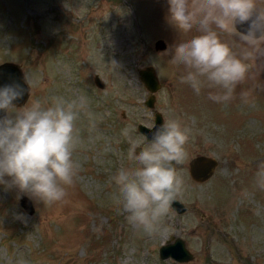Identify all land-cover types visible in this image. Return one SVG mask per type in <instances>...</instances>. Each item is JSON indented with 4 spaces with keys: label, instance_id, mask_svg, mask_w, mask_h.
Returning <instances> with one entry per match:
<instances>
[{
    "label": "rangeland",
    "instance_id": "374dc122",
    "mask_svg": "<svg viewBox=\"0 0 264 264\" xmlns=\"http://www.w3.org/2000/svg\"><path fill=\"white\" fill-rule=\"evenodd\" d=\"M217 31L238 58L253 51ZM198 34L175 31L167 0H0V63L19 65L33 81L20 106L83 97L98 117L95 129L84 111L76 122L78 171L63 201L45 206L31 199L34 212L27 214L21 193L0 185V264H264V190L256 186L264 167V52L245 61L248 72L233 99L216 103L208 97L219 89L197 95L180 83L184 66L169 63L175 47ZM160 38L163 51L154 49ZM147 65L162 81L159 106L190 130L188 158L176 166L185 182L179 200L189 211L172 210L165 222L170 240L183 238L195 256L187 263L160 259L165 237L145 235L113 203V176L138 166L127 159L131 143L147 146L136 128L152 122L137 72ZM197 155L218 161L202 183L189 174Z\"/></svg>",
    "mask_w": 264,
    "mask_h": 264
},
{
    "label": "clouds",
    "instance_id": "9594fccd",
    "mask_svg": "<svg viewBox=\"0 0 264 264\" xmlns=\"http://www.w3.org/2000/svg\"><path fill=\"white\" fill-rule=\"evenodd\" d=\"M168 21L175 31L200 34L178 44L169 63L187 70L180 83L188 84L199 95L205 87L217 88L209 99L227 104L235 88L248 72L245 62L254 53L264 52V3L261 0H167ZM219 32L228 33L249 45L253 51L238 58ZM117 61L111 62L112 70ZM4 74L0 72V80ZM33 81L8 77L0 82V185L15 188L45 206L61 202L67 187L74 183L78 165L73 154L79 143L76 122L85 112L91 129L98 117L87 109V100L51 98L28 107L18 106ZM25 85L27 87H25ZM154 129V130H153ZM151 139L131 143L127 159L137 167L120 168L113 176L118 194L113 196L117 211L145 235H161L170 241L172 230L166 218L172 204L185 190L177 165L188 158L190 130L178 119H167L150 129ZM137 149L140 151L137 153ZM256 186L264 190V167L256 176Z\"/></svg>",
    "mask_w": 264,
    "mask_h": 264
},
{
    "label": "water",
    "instance_id": "95a60500",
    "mask_svg": "<svg viewBox=\"0 0 264 264\" xmlns=\"http://www.w3.org/2000/svg\"><path fill=\"white\" fill-rule=\"evenodd\" d=\"M154 49L157 51L165 50V41L161 38L157 39L154 43ZM0 72L4 74L3 80H0V82H7L9 76L22 82V78L24 76L19 65L10 61L0 63ZM137 72L141 83L143 84L145 90L148 92V96L145 99V105L149 108H154V103L156 100L155 94L161 88V83L155 72V68L152 65H147L143 68H138ZM93 80L96 86L100 88L104 87V82L100 79L98 74L94 75ZM25 87L27 86L25 85ZM27 98L28 94L26 93L23 100L20 101L18 106L23 105ZM161 124L162 116L156 113L154 126H159ZM149 129L150 128L142 124L138 125V130L143 132L144 135L150 140L151 132ZM217 166L218 161L215 158L205 155H197L190 159V161L188 162L189 174L191 178L199 183L205 182L210 179V177L214 174ZM19 202L20 206L25 210L27 214H32L34 212L32 201L28 196L21 194ZM172 208L179 215L186 212V206L179 199L178 201L173 202ZM159 257L163 260L171 258L179 263H187L193 260L195 256L189 251L186 241L179 236H175L173 237V241L165 243L159 247Z\"/></svg>",
    "mask_w": 264,
    "mask_h": 264
},
{
    "label": "flooded vegetation",
    "instance_id": "af4514ba",
    "mask_svg": "<svg viewBox=\"0 0 264 264\" xmlns=\"http://www.w3.org/2000/svg\"><path fill=\"white\" fill-rule=\"evenodd\" d=\"M170 75V74H169ZM170 77V76H169ZM158 79H159V77H158ZM159 81H160V83H161V88H162V81L159 79ZM98 87V86H97ZM169 87H170V82H169ZM98 88H100V87H98ZM103 88V87H102ZM161 88H160V90L155 94V97H156V100H155V103H154V108H150V110H151V113H152V122L150 123V124H144V123H137V125H136V128H137V131H138V134L143 138V135H144V133L143 132H141V131H139L138 130V125L139 124H142V125H144V126H146V127H148V128H151V127H153L154 125H155V118H156V113H158V114H160L161 116H162V123H163V121L164 120H166V118H165V116L169 119V117H170V108H169V111L168 110H166V112H165V110H163L160 106H159V101H158V96H159V93H160V91H161ZM149 108V107H148ZM165 113L167 114V115H165ZM121 116L125 119V113H123V112H121ZM138 152L140 151V150H137ZM137 152V153H138ZM186 206V205H185ZM174 211V210H173ZM186 211H189V209H188V207L186 206ZM175 212V211H174ZM202 216L203 217H205V215L204 214H202Z\"/></svg>",
    "mask_w": 264,
    "mask_h": 264
}]
</instances>
